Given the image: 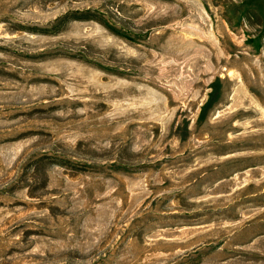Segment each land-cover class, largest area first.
Here are the masks:
<instances>
[{
  "label": "rangeland",
  "instance_id": "rangeland-1",
  "mask_svg": "<svg viewBox=\"0 0 264 264\" xmlns=\"http://www.w3.org/2000/svg\"><path fill=\"white\" fill-rule=\"evenodd\" d=\"M0 264H264V0H0Z\"/></svg>",
  "mask_w": 264,
  "mask_h": 264
}]
</instances>
